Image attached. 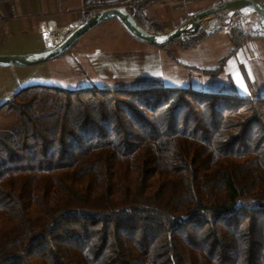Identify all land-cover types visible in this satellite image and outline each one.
I'll list each match as a JSON object with an SVG mask.
<instances>
[{"label":"trees","instance_id":"trees-1","mask_svg":"<svg viewBox=\"0 0 264 264\" xmlns=\"http://www.w3.org/2000/svg\"><path fill=\"white\" fill-rule=\"evenodd\" d=\"M2 111L0 264H264L263 97L38 84Z\"/></svg>","mask_w":264,"mask_h":264},{"label":"crops","instance_id":"crops-1","mask_svg":"<svg viewBox=\"0 0 264 264\" xmlns=\"http://www.w3.org/2000/svg\"><path fill=\"white\" fill-rule=\"evenodd\" d=\"M133 1L0 0V54L44 51L56 43L61 29L112 6L126 5L146 28L157 32L180 27L197 12L230 0H141L138 12L133 11ZM247 40L237 46L230 28L223 24L188 48L179 42L153 45L112 17L86 32L64 54L47 61L53 75L49 81L76 90L112 77L111 81L125 86L109 89L175 87L264 98V38ZM95 63L105 64L108 70L110 66L108 77L99 73Z\"/></svg>","mask_w":264,"mask_h":264},{"label":"water","instance_id":"water-1","mask_svg":"<svg viewBox=\"0 0 264 264\" xmlns=\"http://www.w3.org/2000/svg\"><path fill=\"white\" fill-rule=\"evenodd\" d=\"M248 8L257 12L264 20V2L261 0H230L215 6L205 8L188 18L180 27L166 31H152L146 28L125 5H117L104 8L79 23L72 31L68 32L56 45L48 47L44 51L22 55H0V64H15L22 66L36 65L49 61L64 54L86 32L105 20L117 17L127 29L137 38L153 44L164 45L178 40L190 34H196L203 27V21L208 17L221 12ZM223 24L214 20L206 29L207 34L212 35L222 29Z\"/></svg>","mask_w":264,"mask_h":264},{"label":"rangeland","instance_id":"rangeland-1","mask_svg":"<svg viewBox=\"0 0 264 264\" xmlns=\"http://www.w3.org/2000/svg\"><path fill=\"white\" fill-rule=\"evenodd\" d=\"M212 19L219 20L221 23L225 24L227 28H230L228 24L237 25L240 27H244L247 33L249 32L252 33L259 32L262 34L264 33V20L261 19L260 15L257 12L248 8L228 10L222 12L221 14L210 16L203 21L204 27H205V22ZM204 27H202L201 29L205 30ZM247 39L248 38H245L244 40L247 41L248 43L249 40ZM252 43L253 42H250L249 44L250 47ZM48 63L49 62L46 61L31 66L0 64V105L12 99L13 96L18 91L22 90L27 86L38 85V84H52L50 83L49 80H52L53 75L51 69L48 66L49 65ZM95 67L96 69H98L99 73H102V75L106 74V76H107V72L110 70V66L108 70L107 66L103 63L101 64L95 63ZM88 75L90 79L93 77L92 74H88ZM107 79L108 81L106 82L104 81L105 84L92 83L89 85L93 86L91 88H107L108 86H121V87L125 86L122 83L119 84L114 81H111L112 77H108ZM15 124H16L15 116L11 114H5L3 111L0 112V131L2 132L10 131L14 128Z\"/></svg>","mask_w":264,"mask_h":264},{"label":"built area","instance_id":"built-area-1","mask_svg":"<svg viewBox=\"0 0 264 264\" xmlns=\"http://www.w3.org/2000/svg\"><path fill=\"white\" fill-rule=\"evenodd\" d=\"M134 3L132 4V6H133V11H135V12H138V5L140 4V2H141V0H134L133 1ZM126 6V5H125ZM214 20H217V19H212V20H209V21H207V22H205V27H204V25H203V27L205 28V30L208 28V26H209V24L210 23H212ZM79 24V23H78ZM78 24H76V25H73V26H71V27H65L64 29H61L60 31H59V34H60V36L58 37V39L56 38V43L54 44V45H56L68 32H70V31H72ZM46 30L48 31V32H51L47 27H46ZM53 46V45H52Z\"/></svg>","mask_w":264,"mask_h":264},{"label":"snow or ice","instance_id":"snow-or-ice-1","mask_svg":"<svg viewBox=\"0 0 264 264\" xmlns=\"http://www.w3.org/2000/svg\"><path fill=\"white\" fill-rule=\"evenodd\" d=\"M240 87H241L244 91H247V88H246L243 84H241Z\"/></svg>","mask_w":264,"mask_h":264},{"label":"bare ground","instance_id":"bare-ground-1","mask_svg":"<svg viewBox=\"0 0 264 264\" xmlns=\"http://www.w3.org/2000/svg\"><path fill=\"white\" fill-rule=\"evenodd\" d=\"M55 37V36H54Z\"/></svg>","mask_w":264,"mask_h":264}]
</instances>
